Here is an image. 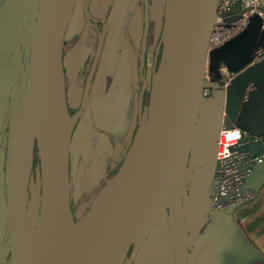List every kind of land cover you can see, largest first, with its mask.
<instances>
[{
  "label": "water",
  "instance_id": "water-1",
  "mask_svg": "<svg viewBox=\"0 0 264 264\" xmlns=\"http://www.w3.org/2000/svg\"><path fill=\"white\" fill-rule=\"evenodd\" d=\"M75 2L39 0L25 92L9 120L5 171L7 251L11 264H49L54 254L60 264H124L132 246L135 251L128 264H171L170 248L174 264H188L189 228L183 190L207 67L225 64L231 73L243 71L240 82L235 81L243 84L237 101L241 106L251 84L255 53L264 48V20L253 15L238 35L213 47L220 0H166L162 54L152 78L146 120L140 124L118 173L95 196L86 215L76 222L71 208L72 144L76 125L85 118L99 55L81 109L71 115L63 40ZM242 14V10H237L224 23L237 22ZM17 38L19 33L10 42ZM24 73L22 70L21 77ZM223 97L224 91L203 110L205 128L213 132L216 121L219 123V130L213 135L214 147L224 127L220 110ZM226 125L234 127L228 122ZM36 149L42 193L39 221L31 242L27 210ZM211 159L215 170V149ZM212 179L213 175L205 190L202 217L211 212ZM161 219L167 220L164 225L168 231L163 239H158L152 231ZM161 242L164 251L160 250Z\"/></svg>",
  "mask_w": 264,
  "mask_h": 264
},
{
  "label": "rangeland",
  "instance_id": "rangeland-1",
  "mask_svg": "<svg viewBox=\"0 0 264 264\" xmlns=\"http://www.w3.org/2000/svg\"><path fill=\"white\" fill-rule=\"evenodd\" d=\"M119 1L121 2L120 4L117 2L114 3L112 0H106V12L109 17L106 47L89 94L88 105L84 113L85 118H81L78 121L74 132L70 179L71 208L76 222L86 215L95 196L107 182L118 173L129 150L128 145L130 144V140L127 142L126 136L130 130H133L134 134L136 132L135 128H133L132 121L135 120L134 111L137 107V96L139 95L138 89H134L136 87L138 72L136 65L137 60H134L135 53L131 45V35L128 33L129 23L131 21L129 14L131 13H127L126 11L127 7L133 5V0ZM0 2L2 1L0 0ZM11 2H14L16 5L8 4L6 6L4 4L5 2L0 3V18H2V25H8L9 27L12 22L9 34L6 33L4 39L7 40L13 33H19V38L14 39L15 41L13 40L14 42L12 43H7L6 47L4 45V50L0 51V245H9L5 185L9 118L25 92L26 76L24 75L21 77V73L22 70L25 72L28 64V44L31 41V33L38 12L39 0H11ZM82 3L77 9L78 11H76L75 20L71 21L70 28H68V36L65 45L67 95L70 101L69 107L73 114L80 108L89 72L86 65L87 62H85L83 59L84 56H82L83 53L79 51L76 43L81 29V26L78 27L77 25L84 21ZM260 3L264 8V0H260ZM165 4L166 0H151V9H153V11H151L152 28L149 35L151 43H156L161 37L164 24ZM10 6L11 9H9ZM16 6H20V10H17ZM94 12L96 16L99 14V4L94 5ZM245 25L246 22L243 17L241 20L231 24H225L224 22L217 23L212 41L213 47L220 46L238 35L244 29ZM130 32L139 40L141 36V27L139 30L132 27ZM21 39L23 40L22 43L17 44L13 51L11 50V57L8 59L6 58L9 63H2L13 44ZM1 44H4V40ZM132 58L135 61L133 69H131L130 66ZM125 65H129L130 67L126 68ZM225 67V64H222L218 68H211L209 65L207 67L205 90H210V93L208 95H203L195 142L189 155L186 185L183 191L184 211L189 228V264H194L195 262V264H213V261L206 259L203 254L198 253V247L200 244L206 242L205 238L208 234V227L205 229V224L207 221H211L216 214V212H210L202 217L204 204L207 198L205 190L210 187L214 171V167L211 165L214 147L213 135L219 130V123L216 121L213 132H210V129L208 130L207 127L205 128L204 123L206 121V116L203 114V110L207 108L208 104L217 94L225 90L226 92L234 90L235 80L243 72L231 73L227 71L224 73L223 70ZM119 76L122 77V83L114 95L109 97L113 83ZM128 86L130 89L129 94L131 93L132 95L135 92L133 101H131V97H126ZM146 102H148V93L146 94L145 103ZM117 106L120 107V110H124L121 123L123 124L121 127L123 129H121V133H119L121 136H119L116 131H113L111 127L109 129L108 127L99 128L97 126L104 113H106L109 108L115 109ZM131 110L134 114L132 116L130 115V113H132ZM144 110L145 119L148 107L146 108L145 106ZM106 138L109 139L108 142L110 144L107 149L104 147L103 142H101V140H106ZM37 151L36 149L32 174L33 183L38 188L36 209L34 211V225L30 230L33 235L38 223L42 193L40 160ZM222 215L223 217L229 218L228 221L232 227H239V221L238 219L236 220L235 214L231 215L227 212ZM163 218L167 217L164 216ZM165 220L166 219H161L155 223V229L152 231L153 235L158 237V239H163V234L168 231L167 226L164 225ZM204 229L205 231L203 232ZM207 238L211 239V236ZM212 240L214 242L213 255L215 256L217 241L215 236L214 238L212 237ZM159 246L160 250H165V246L162 242ZM169 253L171 255V264H174V253L172 248H170ZM0 264L3 263L0 262Z\"/></svg>",
  "mask_w": 264,
  "mask_h": 264
},
{
  "label": "crops",
  "instance_id": "crops-1",
  "mask_svg": "<svg viewBox=\"0 0 264 264\" xmlns=\"http://www.w3.org/2000/svg\"><path fill=\"white\" fill-rule=\"evenodd\" d=\"M1 1L0 3L5 2L4 4L6 6L8 4L16 5L14 2L12 3L11 0ZM19 7L16 6V9L20 10ZM9 9H11V6ZM1 19L2 18H0V51H3L15 34L13 33L7 40L4 39L6 33L9 34L12 22L11 24L9 23V27L8 25L3 26ZM3 40L4 44L2 45L1 42ZM30 44L31 41L28 44V58ZM15 47L16 45L10 48L4 59L11 57V52ZM251 65L253 66V72L250 78L251 84L248 87L245 98L241 102V106L237 104V101L240 100V96L243 93V84H236L240 82L238 80L239 77H237V81L235 80L236 83L233 88L234 90L229 92H226V90L224 91V97L220 105V110H222L223 113L221 117L224 127L227 126L226 123L228 122L244 130L249 137L264 141V59L255 60ZM129 92L130 90L127 92L128 97L130 96ZM114 93L115 92H113V95ZM119 108V106L115 109L109 108L107 112L104 113L97 126L99 128L108 127L109 129L111 127L113 131H116L119 135V133H121L120 130L123 129L121 128L123 125L121 123L122 114L124 113V110H120ZM108 141V138H106V140H101L106 149L110 145ZM261 145V143H254L250 146V149L256 153L261 150ZM251 184L253 189L259 194L258 200L235 212H228L231 215L235 214L236 220L238 219L239 221V227H232L228 221L229 218L223 217V212H216L213 219L211 221L209 220V222L207 221L205 224V229L208 227L207 237L211 236V239L205 238L206 242L200 244L198 253L203 254L206 259L213 261V264H264V165L261 166L253 176ZM214 236L217 240L215 256L213 255L214 242L212 240Z\"/></svg>",
  "mask_w": 264,
  "mask_h": 264
},
{
  "label": "flooded vegetation",
  "instance_id": "flooded-vegetation-1",
  "mask_svg": "<svg viewBox=\"0 0 264 264\" xmlns=\"http://www.w3.org/2000/svg\"><path fill=\"white\" fill-rule=\"evenodd\" d=\"M112 1H114V3L117 2L118 4L121 3L119 0H112ZM81 3H82V8H83V20L84 21L82 23L80 22V24L78 23L79 25H77L78 27L81 26V29H80V33H79V36L77 38L76 43H77V47H78L79 51H81L83 53L82 56H84L83 59L85 60V62H87L86 65H87V68L89 71L88 76H87V80L85 83V87H84V92H85L88 79L90 78V76L92 74L93 66L95 64V61H96L98 55H99L98 63H97V66H96V69L94 72V77L92 80V85H93V82H94V79L96 76V72L99 68L104 49L106 47L109 17H108V14L106 12V0H84V1L83 0H76L75 5H74V9H73V13H72V17H71V21L75 20L76 11H78L77 9H78V7L81 6ZM132 3H133V5H130L129 7H127L126 11H127V13L128 12L131 13V14H129L131 21L129 23L128 33H130V35H131V40H132L131 45H132V49L134 50L133 52L135 53L134 54V60L135 61L137 60L136 65H137L138 78L136 79V87L134 89L135 90L138 89L139 95L137 96V107L135 108L136 110L134 111L135 120L132 121L133 128H135V131L137 132L140 124L143 122L144 117H145L144 116V113H145L144 108H145V106H146V108L148 107L152 78H153V74L157 71L159 64H160V58H161V54H162V46H161V37H160L159 41H157L156 43H151V41L149 40V37H150L149 35L151 32V28H152L151 11H153V9H151V0H135V1L133 0ZM96 4H99V14L97 16L94 12V5H96ZM120 10H121V7H120ZM140 15H141V17H140ZM71 21H70L68 28H70ZM132 27H135L136 30H139L141 27V36H140L139 40H137V38H135V36L132 35V33L130 32V29ZM68 28H67V31L65 33L64 40H63V67H64V71H65V56H66L65 45H66V39L68 36L67 35ZM161 35H162V33H161ZM7 59H8V57H7ZM7 59L5 58V60H3L2 63H4V61H6ZM134 60H133V58L131 60V64H130L131 69H133L134 62H135ZM5 63L8 64L9 61L7 60V62H5ZM123 63H124V61H123ZM130 66L125 65L126 68H129ZM24 75L26 76V70H25ZM65 78H66V74H65ZM121 83H122V77L119 76V78H117L115 80V82L113 83V86L110 90L111 94H109V97L113 96V92L117 91V89L119 88ZM92 85H91V88H92ZM66 88H67V86H66ZM134 89H133V92H134ZM129 90L130 89L128 86V88L126 90V97H128L127 92ZM134 93L132 95L130 93L129 97H131V101H133V99H134ZM147 93H148V102L145 103ZM67 100H68V95H67ZM81 104H82V102H81ZM81 104H80V108L78 109V111L73 114L70 110V107H69L70 101L68 100V107H69V111H70L71 115H76L80 111ZM131 112L132 113H130V115L131 116L134 115L132 110H131ZM136 132H135V134H136ZM135 134H134L133 130H130V132L126 136L127 137L126 141L128 142L130 140V144L128 145L129 148L131 147V144H132V141L134 139ZM214 149H215V147H213V151H214ZM8 247H9L8 244L7 245H5V244L0 245V262L3 264H11V255L7 251ZM134 251H135V246H132L130 248V251L128 252V255H127V258H126L124 264H128L132 260ZM136 256L137 255H135V257ZM132 264H135V262L133 261Z\"/></svg>",
  "mask_w": 264,
  "mask_h": 264
},
{
  "label": "built area",
  "instance_id": "built-area-1",
  "mask_svg": "<svg viewBox=\"0 0 264 264\" xmlns=\"http://www.w3.org/2000/svg\"><path fill=\"white\" fill-rule=\"evenodd\" d=\"M223 2V3H221ZM237 10H242V17L248 19L258 14L264 20V8L260 0H220L217 23ZM264 59V48L255 53V60ZM224 73L228 69L224 68ZM210 90L204 89L208 95ZM262 142V143H261ZM261 143V150L254 153L250 146ZM216 165L209 194L211 212H235L255 203L259 194L251 184V179L258 168L264 164V141L248 136L238 127H223L216 138Z\"/></svg>",
  "mask_w": 264,
  "mask_h": 264
},
{
  "label": "bare ground",
  "instance_id": "bare-ground-1",
  "mask_svg": "<svg viewBox=\"0 0 264 264\" xmlns=\"http://www.w3.org/2000/svg\"><path fill=\"white\" fill-rule=\"evenodd\" d=\"M39 4V3H38ZM32 34H33V31H32ZM30 48H31V44H30ZM27 74V72H26ZM204 91V90H203ZM21 100V99H20ZM19 103V102H18ZM18 105V104H17ZM17 107V106H16ZM15 107V109H16ZM14 109V110H15ZM13 110V112H14ZM12 112V113H13ZM12 115V114H11ZM11 115H10V118L9 120L11 119ZM9 127V126H8ZM33 174V172H32ZM5 177H6V174H5ZM186 183V181H185ZM5 185H6V178H5ZM41 185H42V179H41ZM185 188V187H184ZM37 186L33 183L32 184V188L30 190L31 193H29V201H28V210H27V225H28V230H29V233H30V238H31V242L33 241V238L35 236V232H34V235L32 234V232L30 231L32 228H33V222H34V216H35V209H36V203H37ZM184 191V190H183ZM39 205V204H38ZM41 208V207H40ZM40 215V213H39ZM39 217V216H38ZM31 221V223H30ZM38 221H39V218H38ZM38 224V223H37ZM37 228V227H36ZM36 231V229H35ZM65 244V240L63 242ZM49 264H60L59 260H58V257H57V254H54L53 257L51 258L50 260V263Z\"/></svg>",
  "mask_w": 264,
  "mask_h": 264
}]
</instances>
